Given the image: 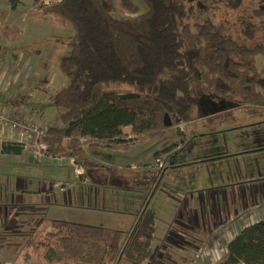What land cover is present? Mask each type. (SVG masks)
I'll list each match as a JSON object with an SVG mask.
<instances>
[{
    "label": "trees",
    "instance_id": "16d2710c",
    "mask_svg": "<svg viewBox=\"0 0 264 264\" xmlns=\"http://www.w3.org/2000/svg\"><path fill=\"white\" fill-rule=\"evenodd\" d=\"M9 1L16 7L23 0ZM50 1L34 4L41 7L43 17H55L73 31L60 65L69 83L51 93L60 121L48 127L34 120L46 135L42 139L31 135L51 155L76 157L87 172L95 171L106 165L97 166L88 150L129 147L134 138L124 139L123 126L130 125L137 139H145L177 123L188 124L200 96L264 107V65H258V57L264 56V6L253 10L258 22L240 21L242 38L257 40L250 47L226 34L235 26L230 20L216 23L210 15L198 17L207 14L212 0ZM120 10L129 15L118 16ZM206 44L213 46V54L206 58L199 53L193 60L188 52H203ZM195 67L203 85L200 94L195 89ZM170 114L175 121L168 124ZM22 150L20 145L7 152ZM11 218L9 214V222ZM31 220L34 226L21 245L27 260L36 253L43 264H116L123 231L108 236L104 227L92 224L46 216ZM2 226L0 239L8 233ZM217 264H264V220L241 229Z\"/></svg>",
    "mask_w": 264,
    "mask_h": 264
},
{
    "label": "crops",
    "instance_id": "0c3cea01",
    "mask_svg": "<svg viewBox=\"0 0 264 264\" xmlns=\"http://www.w3.org/2000/svg\"><path fill=\"white\" fill-rule=\"evenodd\" d=\"M15 23L22 30L20 32L22 34L23 23L22 25ZM1 36L4 37V40L2 39L4 42L0 41V108L15 111L18 115L34 119L44 126L58 124L60 120L54 113L51 102V93L57 89L53 86L57 77L48 75L46 68L34 57L26 56L22 51L19 53L20 46L14 51L11 48L14 40L8 38L11 33ZM203 98L205 104L213 102L211 95ZM201 115H204L201 121L208 122L210 129H200V132L194 135L187 133L188 127L184 130L179 129L178 132L182 134L181 138L179 137L180 141L175 139L168 143L169 140L165 139L161 149L152 147L145 150L143 143L149 138L137 139L130 125L123 126L122 130L126 134L124 139L134 138V142L127 148L120 145L106 147L105 149L114 156L111 162L106 161L99 152L93 153L88 150L89 156L97 162V166L99 164L109 166L112 173L96 168L90 174L83 165L82 172L78 171L73 163L79 160L78 158L51 155L43 151V148L46 149L44 143L37 145L33 136L21 134L9 127H0V183L3 184L0 186V214L1 212L5 214L4 220L0 217V228L6 225L5 230L8 232L18 230L16 227L28 226L32 229L35 220L31 219L41 218L33 213L42 215L40 213L44 214V211L49 210L53 199L52 193L57 194V184L61 183L65 185L60 191L64 193L66 204L80 206L83 215L92 220L81 223L101 226L106 230H121L124 232L123 241L128 240L130 246L143 244L156 246L158 255L149 257V262L140 264H180L179 262L217 264L228 251L231 240L241 229L264 220V149L257 146L263 151L262 154H257L254 164L245 163L244 159L243 163L239 159L231 158L227 163L213 164L212 162L216 160L212 159L217 157L214 152L209 156L201 155L203 150L217 146V143L212 141V113ZM247 115L264 116V111L259 109ZM257 118L259 117L251 120L247 118L249 122H255L249 125H256L259 121ZM191 123L190 120L188 126ZM241 126L244 125L232 129L242 131L243 135L248 134L244 128H239ZM222 135L224 136L223 133ZM153 138H150V142ZM263 139L264 137H261L259 140L262 145ZM20 145L23 146L22 152L18 154L7 152ZM39 146L43 148L40 149ZM224 147L220 149L221 154L218 156H231L239 152L226 143ZM143 149L145 152L142 153ZM251 150L254 155L255 148H245V152ZM180 151L190 154V158L186 162L179 159L170 161L169 157ZM139 153L147 160L144 167L137 163L142 158ZM157 157L163 159L164 167L156 163ZM35 164L41 166L45 174L53 172L54 178L51 177L50 180L38 178L39 184L34 187L35 180L32 175L30 187L24 186L26 177L22 175L27 174L24 171ZM126 167L133 172L146 170V173L128 175L121 173L120 170ZM16 169L20 171L16 172ZM201 169L202 173L204 170L209 175V179L201 177L202 173H199ZM183 170L188 171L184 174ZM78 180L85 184V187L80 191L79 189L73 191ZM109 181L122 184V189L117 193V187L111 191L106 190L105 183ZM126 182L127 184H124ZM90 183L94 184L92 188L88 186ZM134 195L143 200L141 199L138 204L134 200L132 205H140L141 208L143 201L147 202L148 209L156 217L158 215L152 224L144 216L140 218L141 209L139 216L135 217L132 212L134 210L126 209L125 198L135 199ZM9 214L12 215L11 222L8 221ZM17 217L18 220L22 217H26L27 220L19 222ZM8 235L9 233L4 234L0 239V260L7 255L1 248L11 246L6 245V242L11 241L8 240ZM23 243L15 245L20 246ZM162 247H166L167 255L163 254ZM18 251L22 260L20 264H28L32 256L27 260L25 250L19 248ZM184 253L191 255L184 256ZM126 254L130 257L133 255Z\"/></svg>",
    "mask_w": 264,
    "mask_h": 264
},
{
    "label": "rangeland",
    "instance_id": "374dc122",
    "mask_svg": "<svg viewBox=\"0 0 264 264\" xmlns=\"http://www.w3.org/2000/svg\"><path fill=\"white\" fill-rule=\"evenodd\" d=\"M46 5L50 4V0H45ZM197 5L200 4V1L196 2ZM10 1L9 0H0V41L4 37L1 38V35H4L6 33H11V36L8 38L10 40H14L13 48L14 51H17V47L20 46V49L18 52L20 53L21 51L25 53L26 56H32L34 59L39 61V64L42 65V67L46 68L47 74L51 76L57 77V79L54 81V87H59L63 86L65 84L69 83L68 78L63 75L60 71V65H61V60L62 57L65 53L68 52L69 46H68V41L70 40V37L72 35V29L68 27L64 22L60 21L59 19H56L55 17H50L47 18L43 17V13H41V7L34 4V0H23L22 3L18 7H12L10 6ZM141 5L142 12L145 10V7ZM210 7L206 8L207 14L205 13V16H202L200 14L198 17L204 18L206 16H211L212 19L216 23H220L223 20H230L235 24L233 28L226 29V34L231 35L233 38L240 40L242 43L245 45H248L250 47H253L257 40L249 41L248 39H243L241 30H240V21L242 19L245 20H253L255 22H258V19L253 15V10L254 8L257 7H263L264 6V0H212V3L208 5ZM12 7V9H11ZM7 9V10H6ZM211 10V11H210ZM8 13L10 15L8 16ZM31 13L32 16H29L28 14ZM118 16L122 15H129L128 12L124 10H120L117 12ZM41 21V22H40ZM18 22L23 26V32L22 34L20 33L22 30L19 28V26L15 23ZM4 33V34H3ZM2 40V42H4ZM11 42V41H10ZM2 45H5V43H2ZM6 46V45H5ZM10 47V46H9ZM212 45L206 44L204 46L203 52L201 51H190L188 52L191 58L194 60V58L199 54H203L204 57L209 58L211 54H213L212 50ZM184 63V61L182 62ZM38 64V65H39ZM258 65L260 68L263 67L264 65V56L260 55L258 57ZM42 69V68H41ZM40 69V70H41ZM43 70V69H42ZM194 76H195V89L197 94H200L202 92V82H201V75L200 71L196 69V67L193 70ZM263 82H264V77H263ZM29 87V86H28ZM205 96H200L199 102L192 108L191 110V124L188 126L187 123L181 122L179 124L174 125L170 129L166 130L165 132H162L160 135L156 136L153 138L150 142V138L146 139L143 144H145L144 149L149 150L152 147H157L158 149H161V145L164 144L165 139H168V143L173 142L175 139L179 142L181 138V135L179 131L187 129V133L190 135H194L195 133H199L200 129H210V124L208 122H203L201 121L202 116L201 113H212V141L217 143V146L212 147V149H207L203 150L201 152V155L204 156H209L214 152L217 157H215L212 160V163L215 164L214 162H217V164H221L222 162L227 163V161L231 159H239L241 162L245 163H252L254 164L255 161L257 160V154H262L263 150H260L258 147H263L264 145L260 144V139L261 137H264V116L257 115L255 117H259L258 123L255 125H249L255 122H249L247 118L250 120L255 117H248V113L251 112H256V110L263 109V108H254V106H247V105H242L234 101H229L225 98L221 99H212V103H204V98ZM54 113L58 115L59 108H57L55 105H53ZM20 114H24V112H20ZM59 116V115H58ZM26 119H31L29 117H25ZM34 121V119H31ZM175 121V118L173 114H170L166 118V122L168 124L173 123ZM244 122V124L242 123ZM190 123V122H189ZM241 126L239 128H244V130L248 134H244L242 131L234 130L232 128H236L237 126ZM228 129V130H227ZM230 129V130H229ZM13 130V129H12ZM224 134V136L222 135ZM35 140V138H34ZM264 141V139H263ZM37 142V141H35ZM228 144L230 148H233L235 150L238 149L239 152H236L235 154L227 155V156H218L220 155V149L225 148L224 143ZM37 145H39V142H37ZM41 147V146H40ZM253 147L255 148L254 155H252V150L251 151H246L245 148ZM100 155L106 160V161H112L113 160V154L107 150H103L100 148ZM142 150L145 152V150ZM214 149H217L216 151H213ZM226 150V149H225ZM232 150V149H230ZM139 156L142 157L144 155H141L139 153ZM261 156V155H259ZM195 157V155H193ZM190 158V154L182 153L180 151L179 153H176L172 156L169 157L170 161H174L176 159H179L180 161L186 162ZM239 161V162H240ZM147 162V160L142 157L137 161L138 164H141V166H145L144 163ZM236 162V161H235ZM243 162V163H244ZM73 163H75V168L78 169V171L82 172L81 169V162L80 160H76ZM156 163L160 167H164V161L163 159L156 158ZM21 169V168H20ZM20 169H16V172H19ZM101 169L105 170V172H110V167L109 166H101ZM15 171V169H13ZM184 174L187 173L188 170H183ZM27 174H24L22 176H25L26 179L24 181V186H28L30 180H32V175H33V180L34 182V187H37V183L39 184V181L37 182L38 178L45 180L47 179H52L54 178V173H46L42 169L41 166L38 164H35L34 166H30L28 170L24 171ZM92 170H89L88 173L91 174ZM121 173L123 174H138V173H146V170H142L141 172H133L129 168H125L124 170H120ZM199 173H202V169L199 170ZM107 174V173H106ZM202 178H208L209 175H207L204 170L201 175ZM111 185L108 187L106 186L108 183H105L106 190L111 191L114 182H109ZM8 184V183H7ZM13 184V183H12ZM61 183H59L60 186ZM124 184H127L124 183ZM3 185L0 183V186ZM93 183H90L88 186L89 188L93 187ZM58 186V187H59ZM122 184H117L116 183V193L122 189L121 188ZM30 187V185H29ZM82 187H85V184L80 182V180L77 181V184L75 187L72 189L73 191L78 190L79 191L82 189ZM137 192V191H135ZM143 193V192H141ZM135 199H127L125 198L124 200V205L127 208L134 210L132 211L134 213V217L136 215L139 216V209H141L140 213V218L144 216L151 224L152 221L154 222L156 218H158L154 215V213L151 212L150 209H148V203L143 201V205L140 208V205H132V202L135 200L136 203L138 204L141 199H139L138 195H134ZM52 201H51V207L47 212L44 211L40 213L42 215H37V213H33L37 217H52V218H62V219H67L71 221H78V222H90L92 221L85 215H83V209L80 206H75V205H70L66 204V200H64V193L60 191V188L57 189V194L52 193ZM146 207V209H145ZM153 208V207H152ZM82 209V211H81ZM154 209V208H153ZM132 215V213H131ZM111 216V215H109ZM90 220V221H87ZM14 232H8V240H11L9 242H6V245H11L9 247H5V249L1 248L6 256H3V261L0 260L1 264H20L21 263V257H20V251L19 248L20 246H16L15 243H23L24 240L27 239L28 235L31 232V228H28L26 226L25 228H19L16 227ZM2 228H0V235H3ZM25 231V232H23ZM108 231V236H112V234L115 232L112 230H107ZM160 232V231H157ZM25 234H28L25 236ZM23 240V241H22ZM25 242V241H24ZM130 242V241H129ZM14 243V245H12ZM140 243V242H139ZM123 246L121 249V252L118 256L116 264H134V262L137 263H146L149 262V257H154V255H158L156 251V246L152 245H131L128 243V240L123 241ZM127 244V245H124ZM137 247V249H134L133 247ZM132 247V248H131ZM164 248L163 254L167 255L166 252V247ZM161 249V250H162ZM133 252V253H132ZM126 253H131L133 254L132 257L128 256ZM13 254V256H11ZM189 256L191 255L190 253H184V256ZM161 257V256H160ZM42 258L40 256H37L36 253L32 254V257L29 259L28 264H43V259H38ZM131 259V261H130ZM144 261V262H143ZM180 264H183V262H179Z\"/></svg>",
    "mask_w": 264,
    "mask_h": 264
},
{
    "label": "built area",
    "instance_id": "2783aa9c",
    "mask_svg": "<svg viewBox=\"0 0 264 264\" xmlns=\"http://www.w3.org/2000/svg\"><path fill=\"white\" fill-rule=\"evenodd\" d=\"M12 112L0 108V127H9L21 134L35 135L39 139L46 135V130L37 122L23 118L18 114L15 116Z\"/></svg>",
    "mask_w": 264,
    "mask_h": 264
}]
</instances>
